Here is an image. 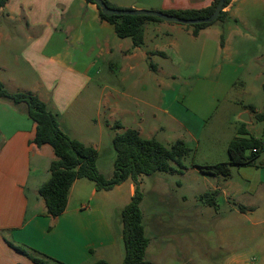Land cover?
Masks as SVG:
<instances>
[{
	"label": "crops",
	"instance_id": "0c3cea01",
	"mask_svg": "<svg viewBox=\"0 0 264 264\" xmlns=\"http://www.w3.org/2000/svg\"><path fill=\"white\" fill-rule=\"evenodd\" d=\"M108 1L122 9L162 12L204 9L214 2ZM224 11L223 19L198 34L186 24L148 21L144 44L136 47L131 38L119 37L89 0H9L0 8V81L11 93L38 96L58 115L65 133L98 151V165L105 147L116 158L111 143L117 121L161 143L158 135L165 132L166 146L179 140L188 146L194 140L199 164L227 162V145L222 150L206 145L200 157L205 111L199 114L180 102L181 80L192 75L199 80L192 92L203 89L209 95L238 94L248 76L264 82L263 72L254 69L264 68V0H231ZM152 95L157 101L151 102ZM245 112L251 118L245 122L248 128L252 113ZM36 131L25 104L0 99V264H34L8 242L65 264H121V211L135 195L136 183L129 178L110 191H98L93 181L79 179L66 211L49 216L39 189L50 179L55 153L51 145L34 143ZM243 167L260 171L254 192L231 177L204 175L195 167L209 181V192L223 194L229 204L217 226L221 250L231 248L222 264H264V163ZM113 174L104 173L107 178ZM146 177L151 176L139 177L140 188ZM108 209L116 211L115 222ZM246 220L252 231L244 227ZM165 244L171 241L163 237L164 253Z\"/></svg>",
	"mask_w": 264,
	"mask_h": 264
},
{
	"label": "trees",
	"instance_id": "16d2710c",
	"mask_svg": "<svg viewBox=\"0 0 264 264\" xmlns=\"http://www.w3.org/2000/svg\"><path fill=\"white\" fill-rule=\"evenodd\" d=\"M8 1L0 0V8L5 6ZM89 1L98 6L102 19L115 26L119 37L131 38L136 47L144 44L145 24L148 21H164L157 17L145 15L108 16L103 13L96 2ZM230 1L226 0L225 7ZM104 2L112 8H118L108 0H104ZM218 2L219 0H214L212 6L204 9H185L165 13L183 19L205 18L213 14ZM224 9L217 20L224 18ZM212 23L187 26L193 27L194 33L198 34L200 29ZM0 99L11 102L13 105L25 104L27 115L37 126L34 143L38 146L51 145L54 150L55 159L50 166V179L39 189V195L46 203L47 214L55 218L66 211L71 188L79 179L93 181L98 191H110L131 178L136 183V192L130 203L121 211L125 247V257L121 264H152L147 259L151 240L146 235L143 222L141 203L144 194L140 188L139 177L142 175L152 176L159 172H182L186 168L184 160L191 151L186 143L179 140L171 146H166L155 138H143L136 129H125L119 121L114 122L112 129L117 132L113 136L112 144L116 158L114 174L111 178H107L98 169V151L65 133L61 128L58 115L49 109L47 104L38 96L33 93H11L0 81ZM246 109L255 114L259 121L264 120V113H258L254 106L250 105ZM254 149L257 151L255 152ZM263 151V140L252 135L247 128V123L242 122L237 136L229 144V160L227 162L216 164L194 162L193 165L204 175L230 178L232 167L255 165ZM217 195V191L207 192L201 195L200 199L206 206L216 207ZM241 209L243 208L241 207ZM8 244L20 254L27 256L34 264H65L35 249L15 245L12 242H8ZM92 264L109 263L106 260H98Z\"/></svg>",
	"mask_w": 264,
	"mask_h": 264
},
{
	"label": "rangeland",
	"instance_id": "374dc122",
	"mask_svg": "<svg viewBox=\"0 0 264 264\" xmlns=\"http://www.w3.org/2000/svg\"><path fill=\"white\" fill-rule=\"evenodd\" d=\"M260 64L264 67V61H261ZM254 69L264 74V68L255 66ZM198 81L196 75H192L191 80L188 77L181 80L180 102L184 106L196 109L199 114L200 111H205L202 114L205 116L204 125L206 127L200 139L202 146L199 155L201 157L206 145L210 146L211 150H222L226 145L229 147L231 140L236 133L238 134L241 127L242 112L248 106L254 105L258 113H264V82L256 81L248 76L243 86L238 85V94L224 96V94L215 93L209 95V92L203 89L193 93L191 88L196 87ZM155 101L157 98L155 99L152 95L151 102ZM161 116L159 113L158 117ZM152 117V114L148 115V121ZM248 128L252 135L264 140V120L259 121L256 115L252 114V123ZM164 133L161 131L158 138L166 144L163 139ZM180 134H185V132L180 131ZM189 140L191 142L188 146L191 151L184 160L188 169L183 174L168 172L146 177L144 186L141 188L144 194L141 203L143 222L146 235L151 240L147 259L151 260L152 264H222L225 253L231 249L221 250L220 236L217 230L222 215L226 214L229 209L228 201L223 194L218 195L219 209H215L207 207L200 199L204 192L210 191L209 181L193 167L194 162L198 163L197 152L195 141ZM112 145L111 143V148L114 150ZM107 148L109 147L103 148L105 154L101 159V166L97 164L103 174L114 170L115 160L107 153ZM263 157L264 151L257 159V165L264 163ZM174 166L177 168L176 165ZM259 172L254 167L248 169L232 167L230 179L236 184L251 186L252 192H254V189L258 187ZM262 203L264 206V200ZM115 212V210L109 209L107 211V215L113 222L117 220ZM258 214L260 215L262 212ZM247 223L248 220L244 221V227L249 226ZM246 228L253 230L251 227ZM163 237L171 241V244H165L166 253L163 248L162 250L160 248ZM236 247L239 249L240 246Z\"/></svg>",
	"mask_w": 264,
	"mask_h": 264
},
{
	"label": "water",
	"instance_id": "95a60500",
	"mask_svg": "<svg viewBox=\"0 0 264 264\" xmlns=\"http://www.w3.org/2000/svg\"><path fill=\"white\" fill-rule=\"evenodd\" d=\"M93 1L96 2L99 5V7L102 9L103 13L108 16L145 15V16L157 17L167 22H175V23L186 24V25L215 22L221 15V12L225 7V2H226V0H219L216 6V9L211 16H208L205 18H198V19H183V18L174 16V15L162 12V11L148 10V9L112 8L108 6L104 2V0H93ZM241 120L243 122H250L251 118H250L249 112L243 113L241 116Z\"/></svg>",
	"mask_w": 264,
	"mask_h": 264
},
{
	"label": "built area",
	"instance_id": "2783aa9c",
	"mask_svg": "<svg viewBox=\"0 0 264 264\" xmlns=\"http://www.w3.org/2000/svg\"><path fill=\"white\" fill-rule=\"evenodd\" d=\"M263 145H264V141H263ZM254 151L256 152V151H257V149H254Z\"/></svg>",
	"mask_w": 264,
	"mask_h": 264
}]
</instances>
